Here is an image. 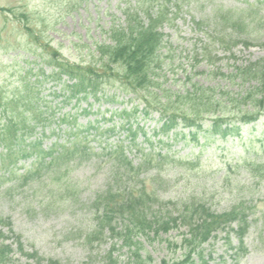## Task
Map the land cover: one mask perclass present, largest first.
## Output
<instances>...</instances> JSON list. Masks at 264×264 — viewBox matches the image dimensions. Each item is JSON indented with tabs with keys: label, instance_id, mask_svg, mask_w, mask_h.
<instances>
[{
	"label": "rangeland",
	"instance_id": "374dc122",
	"mask_svg": "<svg viewBox=\"0 0 264 264\" xmlns=\"http://www.w3.org/2000/svg\"><path fill=\"white\" fill-rule=\"evenodd\" d=\"M126 1L0 0V87L5 95L12 96L17 89L23 90L26 78L33 83L38 78L36 74L40 73L39 69L43 68L46 74L52 73V67L46 60H55V53L56 58L82 67L95 64L99 60L96 45L109 41L107 30L123 20L121 8ZM189 8L163 29L166 46L162 50L164 58L158 72L161 81L165 78L164 87L184 93L197 82L196 88L200 93L201 87L207 89L209 84L216 86L226 83L209 74L208 64L194 53L201 44L197 38L204 39L203 33L207 30L206 27H195L193 16L206 20L216 15L221 19L222 16L231 17L239 23L237 31L245 30L247 36L249 33L248 38L255 42L249 48L239 43L233 49L235 57L230 60V54L217 47L218 64L224 72L232 70L229 64L233 60L240 65L241 61L263 57L264 46L259 42L264 41V0H207L202 9L199 6L198 9ZM206 24L212 22L207 21ZM43 59L44 62H41ZM63 79L68 83L73 81L67 76ZM55 81L46 80L42 85L35 82L34 85L44 97L39 103L40 107L44 102L48 103L52 105L56 118L62 114H73L79 124L95 122L102 129L115 125L116 132L112 136L101 137V140L95 131L91 132V146L96 152L105 153L114 148L115 143H122L128 158L138 166L142 152L128 140V132L122 128L125 119L118 114L136 103L129 101L131 95L117 88L106 87L101 97L94 94L86 97V93L80 92L78 96L69 98L71 93L63 89L62 83ZM18 97L16 105L21 113L15 117L20 119L16 124L18 135L24 133L25 139L30 141L41 137V127L30 135L34 120L32 112L24 106L28 98L19 94ZM110 97H114L115 101H111ZM144 106L142 103L139 108ZM23 116L29 117L26 125ZM8 117L0 110V125ZM162 120L158 111H152L149 116L139 113L136 120L143 129L137 134V142L146 153L172 155L159 164L160 170L153 168L141 173L140 179H145L148 191L155 190L164 202L203 200L217 213L238 204L246 207L250 224L242 244L234 231L230 232L232 247L226 233L217 232L218 237L204 243L202 253H193L187 264H264V115L254 123L244 124L240 135L226 138H219L216 134L207 136L202 132L196 138L191 135L184 138L182 134L175 137L173 132L180 131L182 125L167 135L155 134L154 128L162 126ZM54 125L62 132L67 129L65 123L57 122ZM50 129L45 130V149L56 141H62L59 138L61 134H51ZM34 157L21 158L15 166L9 164L8 160L5 162L6 167L15 171L0 179V211L3 220L8 219L11 226L0 223V230L9 233L12 228L22 238L28 253L37 252L45 257L44 264H48L49 260H58L60 264H87L90 260L89 264H94L91 260L101 259L107 245L98 247L95 243L94 250L89 251L87 244L82 238L79 239L80 231L76 228L82 226L84 229L90 222L88 216H83L82 209L85 212H89V208L94 209L90 201L104 182L107 167L113 162L108 160L107 154L96 157L92 162L72 161L56 167L51 173L52 180L43 177L41 181L29 179L26 185H17L16 176L36 166ZM175 159L189 162H173ZM95 162L99 165L94 166ZM253 162H257L260 168L256 176L245 168V165ZM8 188L12 190L11 193ZM234 226L236 229L237 224ZM182 231L185 228L161 233L151 242L146 241V249L152 257L150 264L183 256V249L175 253L166 246L167 238L178 239ZM9 243H12V239ZM12 245L13 254L16 259L20 258L21 264H35L32 259L20 256L16 252L17 245ZM142 253L145 256L144 251ZM117 255L124 258L126 249L117 251L114 256Z\"/></svg>",
	"mask_w": 264,
	"mask_h": 264
},
{
	"label": "trees",
	"instance_id": "16d2710c",
	"mask_svg": "<svg viewBox=\"0 0 264 264\" xmlns=\"http://www.w3.org/2000/svg\"><path fill=\"white\" fill-rule=\"evenodd\" d=\"M206 1L128 0L121 8L123 20L107 30L109 41L96 45L95 51L99 60L95 64L82 67L80 64L56 58L55 53L53 56L55 60H46L52 67V73L46 74L43 68L39 69L40 73L36 74L38 78L33 83L26 78L24 89H17L12 96L5 95L0 87V110L9 116V119L0 125L2 147L0 179L15 171L14 168L6 167L7 160L9 164L15 166L21 158L30 156H35L34 162L37 164L33 170L16 176L17 185H26L25 182L29 179L33 182L38 179L41 181L43 177L52 180L51 173L56 167L60 168L62 164L72 161L92 162L96 157L100 158L107 154L108 160L113 162L107 167L104 182L97 188V194L90 201L94 209L89 208V212L82 209L83 216H88L90 222L84 229L82 226L76 228L80 231L79 239L82 238L89 251L94 250L95 243L98 247L101 244L107 245L102 251L101 259L91 260L94 264H150L152 257L146 249V241L151 242L160 237L161 233L167 234L182 227L185 231L181 232L178 239L167 238L166 246L175 253L178 249H183V256L168 261L163 259L160 264H187L193 253L199 255L202 253L204 243L218 237L217 232L226 233L229 245L232 244L230 237L232 231L236 233L241 244L244 241L250 225L247 221L246 207L235 204L229 210L217 213L203 200L164 202L155 190L148 191L145 179H140L143 172L153 168L160 170L159 164L170 159L172 155H153L140 147L137 134L143 129L136 122L139 113L149 116L152 111L160 112L163 118L162 126L155 128V134L167 135L182 125V129L186 127L189 131L187 133L174 131L173 135L178 137L182 134L184 138L188 135L196 138L200 132L207 136L216 134L219 138L240 135L244 124L254 123L264 115V55L252 61L251 59L241 61L240 65L233 60L234 62L229 64L232 67L229 73L224 72L223 67L218 64L217 47L229 53L230 60L235 57L233 49L239 43L245 48L255 43L248 38L249 33L247 36L245 30L237 31L239 23L230 19L231 17L222 16L221 19L216 15L210 16L209 20L192 17L195 27L198 29L206 27L207 30L203 33L204 39L197 38L201 44L194 53L208 64L209 74L226 82L224 85L209 84L207 89L201 87V92L198 93L199 88H196V85L199 83L195 82L190 86L191 90L186 89L184 93H180L164 87L165 78L160 80L158 70L162 67L164 58L162 50L166 46L164 27L170 26L190 6L197 9L199 6L202 9ZM207 21H211L212 24L207 25ZM259 45L264 46V41L259 42ZM41 62H44V59ZM98 64L100 66L95 67ZM64 76L73 80L72 83L65 81ZM46 80L62 83L63 89L71 93L69 98L78 96L80 92L86 93V97L89 94L101 97L106 87L117 88L125 94H130L129 101L134 100L138 103L133 104L130 109L121 110L118 114L125 119L122 128L127 130L128 140L130 139L131 144L142 152L138 166L128 158L122 143H115V147L105 153L96 152L91 146V132L95 131L101 140L116 132L115 125L102 129L95 122L79 124L78 118L73 114H62L56 118L52 105L48 103L44 102L43 107H40L39 103L44 97L34 84L38 82L42 85ZM233 88L238 91L235 92ZM18 94L28 98L24 106L33 114L34 125L30 128L32 130L30 135L36 133L37 127H41L43 128L41 137L30 141L25 139L24 133L18 135L16 124L20 119L15 118L21 115L16 105ZM110 100L115 101V98L110 97ZM141 103L145 106L140 109ZM28 119V116H23L25 125ZM57 122L65 123L67 129L62 132L54 125ZM207 123L208 127L204 130ZM48 127L51 128L49 130L51 134L56 136L61 134L59 138L62 141H56L45 149L43 139L46 137L45 130ZM175 161L189 162L177 159L173 162ZM97 163L95 162L94 166L99 165ZM258 167L257 162L245 165L254 176L260 169ZM11 191L8 188V192ZM1 213L0 211V223L4 226L8 224L10 227V222L8 219L4 221ZM234 224H237L236 229ZM10 239L17 245L16 252L20 256L32 259L35 264H44L45 257L38 255L37 252L28 253L22 238L14 233L12 228L9 233L0 230V264H21L20 258L16 259L13 254ZM123 248L127 252L124 258L114 256ZM89 263L90 260L87 264ZM48 264L60 263L58 260H49Z\"/></svg>",
	"mask_w": 264,
	"mask_h": 264
}]
</instances>
